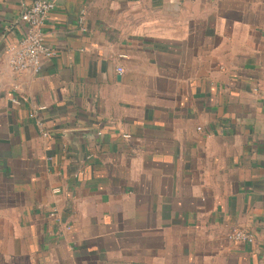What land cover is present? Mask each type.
Masks as SVG:
<instances>
[{"label": "crops", "instance_id": "crops-1", "mask_svg": "<svg viewBox=\"0 0 264 264\" xmlns=\"http://www.w3.org/2000/svg\"><path fill=\"white\" fill-rule=\"evenodd\" d=\"M33 1L0 0V264H264V0H51L13 73Z\"/></svg>", "mask_w": 264, "mask_h": 264}, {"label": "built area", "instance_id": "built-area-1", "mask_svg": "<svg viewBox=\"0 0 264 264\" xmlns=\"http://www.w3.org/2000/svg\"><path fill=\"white\" fill-rule=\"evenodd\" d=\"M54 10L53 1L35 0L21 12L16 25V38L12 44L4 48L5 63L11 72H28L38 75L42 70L43 62L53 56V51L44 44L43 29L48 16ZM118 72L121 73V70ZM10 103L17 106L20 101L11 99ZM44 109L43 105L36 107L37 111ZM42 135L46 136L45 133ZM54 192L56 193L57 190ZM229 239L234 243L251 244L253 242V236L243 230H234Z\"/></svg>", "mask_w": 264, "mask_h": 264}]
</instances>
